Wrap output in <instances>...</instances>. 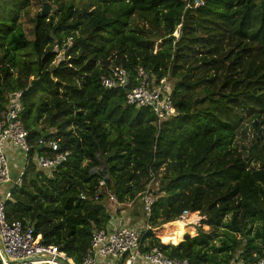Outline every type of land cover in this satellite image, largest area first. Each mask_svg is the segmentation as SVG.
I'll use <instances>...</instances> for the list:
<instances>
[{
  "label": "trees",
  "instance_id": "1",
  "mask_svg": "<svg viewBox=\"0 0 264 264\" xmlns=\"http://www.w3.org/2000/svg\"><path fill=\"white\" fill-rule=\"evenodd\" d=\"M32 1L0 0V119L7 94L23 90L31 145L7 220L33 223L42 243L79 264L111 219L109 193L144 213L139 200L154 179L143 251L160 246L192 264L264 256V147L251 145V167L235 144L245 122L264 124V0H67L36 14L30 39L20 20ZM70 36L56 62L54 41ZM110 65L124 67L132 85L140 67L157 82L168 77L175 115L159 127L126 89L104 88ZM41 138L70 151L51 173L34 161L47 150Z\"/></svg>",
  "mask_w": 264,
  "mask_h": 264
},
{
  "label": "built area",
  "instance_id": "2",
  "mask_svg": "<svg viewBox=\"0 0 264 264\" xmlns=\"http://www.w3.org/2000/svg\"><path fill=\"white\" fill-rule=\"evenodd\" d=\"M203 3L204 0H194L195 6L203 5ZM177 32L179 33L178 30ZM72 42V36L68 37L62 45L58 40L54 41L52 51L56 52V62L63 58L64 50H67ZM137 79L138 83L132 85L128 71L118 65H110L107 72L100 76L101 85L104 88H124L130 104L152 108L157 117L156 124L160 127L163 120L175 115L172 87L168 85L169 78L164 77L157 82L149 71L140 67ZM23 95L24 92L21 89L7 94V108L0 119V260L3 264H77L57 246L42 243L41 234H36L33 223L7 220L6 202L12 196V188L21 183L24 169L31 160L29 131L22 118ZM39 144L47 147L45 152L34 156L37 167L43 171L51 173L70 157V151L62 149L60 143L54 139L41 138ZM7 146L18 150L26 160L16 179H12L10 174ZM153 180L141 195L146 215L144 224L95 229L91 246L84 260L79 264H99L100 259H120L125 256L126 259L122 264H135L139 258L153 264H192L188 258L169 257L160 246H154L148 251L142 249L144 236L151 229L149 219L156 201L152 190ZM105 183L106 179H101L100 187H104ZM108 197L110 202L120 204L114 193H109ZM81 199H87V194L82 193ZM95 199L98 200V196H95ZM188 219V209H184L177 218L180 222L188 221ZM250 264H264V256Z\"/></svg>",
  "mask_w": 264,
  "mask_h": 264
},
{
  "label": "rangeland",
  "instance_id": "3",
  "mask_svg": "<svg viewBox=\"0 0 264 264\" xmlns=\"http://www.w3.org/2000/svg\"><path fill=\"white\" fill-rule=\"evenodd\" d=\"M48 1L51 6H52V10L50 14H53L54 11L61 6L62 3H65L67 0H46ZM81 1H86V0H81ZM44 2V0H43ZM43 9V4L41 3L40 0H33L31 6L29 7V9L24 13V15L22 16L20 23L23 27V29L25 30V32L27 33L28 37L30 39H33V21L32 19L36 16V14L40 11H42ZM49 14V15H50ZM175 31V35H178V32ZM159 43V42H158ZM158 46V45H157ZM156 46V49H157ZM29 51H31V49H29ZM34 56H31V59H33ZM170 86V84H168ZM258 140L259 145L264 147V124L261 127L260 130L255 129L253 127V121H247L243 124L242 128L238 131L236 140H235V144L237 145V147L242 151V153L247 157V160L249 162V165L251 167H255L256 166V159L254 157L251 156L249 149L251 147V145L253 144V142L255 140ZM19 168L22 169L25 165V161L22 155V158L20 157L19 159ZM14 160L10 159L9 157V166H10V174L12 179H15L17 177V175L19 174V168H17V165H15ZM154 183L156 182V180L153 181ZM154 184L152 185L153 188ZM154 193V192H153ZM155 195V194H154ZM156 196V195H155ZM142 202L139 200V203ZM108 208L109 210L112 212V214H116L118 211L120 212L121 210H118V204H112V202H110L108 200ZM117 209V210H115ZM125 210H129L131 213L137 215L132 216V222H130V225H137L138 220H140V218H142L144 216V213L141 211V207H139L137 205L136 202H133L132 206H127L124 208ZM227 219H230V216H228ZM144 220V219H143ZM136 222V223H135ZM139 225V224H138ZM219 241H216V245H219Z\"/></svg>",
  "mask_w": 264,
  "mask_h": 264
},
{
  "label": "crops",
  "instance_id": "4",
  "mask_svg": "<svg viewBox=\"0 0 264 264\" xmlns=\"http://www.w3.org/2000/svg\"><path fill=\"white\" fill-rule=\"evenodd\" d=\"M6 149H7V154L10 157V159L16 161L15 165H17V168H19L20 166H19L18 163L20 161L19 160L20 157L22 158V154L18 150L14 149V148H12L10 146H7ZM20 172H21V169L19 168V174H20ZM112 204L117 205V203H112ZM132 204H133V202H131L129 204H122V203L118 204V207H119L118 210H121V211L120 212L118 211L115 215L112 214V212L108 208V210H109V212L111 214V219H110V221L108 222V224H107V226L105 228L107 229V228H113L115 226L128 225V224L130 225L131 224L130 222H132V219H133L132 216L135 215L134 212H136V211L131 213L129 210L127 211L124 208L127 207V206L130 207V206H132ZM115 210H117V209H115ZM136 215H137V213H136ZM145 217H146V215L144 213V216L142 218H140V220H138L137 224H139V226H142L144 224V220L143 219H145ZM124 259H126V256L124 258H120V259H109V258L108 259H100L99 260V264H122ZM135 264H153V263H150L148 261H145L142 258H139L136 261ZM231 264H244V263H243L242 260H240L239 258L236 257V258L233 259V262Z\"/></svg>",
  "mask_w": 264,
  "mask_h": 264
},
{
  "label": "water",
  "instance_id": "5",
  "mask_svg": "<svg viewBox=\"0 0 264 264\" xmlns=\"http://www.w3.org/2000/svg\"><path fill=\"white\" fill-rule=\"evenodd\" d=\"M43 3H44V4H43V9H42V11H41V14L44 15V16H47V15H49V14L51 13L52 6H51V4H50L48 1H46V0H44Z\"/></svg>",
  "mask_w": 264,
  "mask_h": 264
}]
</instances>
